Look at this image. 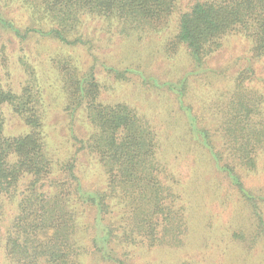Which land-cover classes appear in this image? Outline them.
I'll return each mask as SVG.
<instances>
[{
  "label": "trees",
  "instance_id": "obj_1",
  "mask_svg": "<svg viewBox=\"0 0 264 264\" xmlns=\"http://www.w3.org/2000/svg\"><path fill=\"white\" fill-rule=\"evenodd\" d=\"M13 1L0 0V29L22 39L34 32L72 47H91L80 31L85 17L120 21L122 30L126 26L129 31L160 30L178 8V0H19L39 22L21 31L5 11ZM179 14L169 44L186 47L197 62L221 48L223 38L233 32L251 38L254 58L264 57V0H195ZM54 61L64 73L67 110L73 114L84 110L93 126L79 149L87 148L104 168L106 186L97 190L84 186L77 171L80 151L54 162L44 137L39 90L27 85L16 92L0 85V224L6 203L17 209L6 235L0 229V247L4 243L9 263L81 264L87 247L105 260L123 263L119 249L123 246L184 245L189 220L175 204L172 186L163 180L168 169L158 160L162 144L150 122L126 103L101 102L94 72H81L69 57ZM246 70L251 72L236 78L231 96L215 106L219 133L207 124L196 137L209 150L217 172L230 178V190L243 199L246 209L239 207V222L251 232L234 234L237 241L232 239L247 240L244 248L251 253L264 241V190L248 186L245 176L264 169V94L248 88L245 82L256 69ZM182 85L185 88L186 81ZM5 107L23 121L26 132L5 133ZM231 195L230 191L224 201ZM86 214L92 216L83 223L87 232L92 229L90 247H83L77 235L79 218ZM223 259L239 264L232 263L234 256Z\"/></svg>",
  "mask_w": 264,
  "mask_h": 264
},
{
  "label": "rangeland",
  "instance_id": "obj_2",
  "mask_svg": "<svg viewBox=\"0 0 264 264\" xmlns=\"http://www.w3.org/2000/svg\"><path fill=\"white\" fill-rule=\"evenodd\" d=\"M194 2L178 0V8L160 30L129 31L128 26L122 30L120 21L85 17L80 31L92 43L91 47L66 46L34 32L22 39L0 29V85L16 92L27 85L39 90L44 137L54 162L58 164L80 151L77 171L84 186L89 190L106 186L104 168L87 148L79 149L81 140L87 142L93 131L86 112L81 109L73 114L67 110L64 73L54 58L69 57L81 72H94L101 102L126 103L150 122L162 144L158 160L168 169L162 179L172 186L177 195L175 204L189 220L190 230L182 246H123L119 248L123 263L105 260L99 252L92 253L87 247L83 249L81 264H230L223 259L230 256H234L232 263L264 264V241L257 243L251 253L244 248L247 240L233 242L234 234L251 232L239 222L238 209L244 208L243 199L230 190L233 187L230 178L217 172L209 150L196 137L200 135L199 128L207 124L219 133L220 114L215 106L231 96L236 78L245 71L251 72L247 68L256 70L245 84L264 94V57L254 58L251 38L238 32L226 35L223 46L201 63L192 58L186 47L171 48L169 43L176 33L179 13L189 10ZM10 4L5 11L21 31L38 25L31 8L19 0ZM4 110L6 134L28 130L11 108ZM245 181L255 191H263L264 169L246 175ZM230 191L232 195L225 202L224 196ZM5 200L6 197L4 204ZM4 210L2 236L17 212L12 203H6ZM90 217L86 214L79 218L82 225L77 235L83 247H90L92 229L87 232L83 228ZM0 264H10L4 243L0 247Z\"/></svg>",
  "mask_w": 264,
  "mask_h": 264
}]
</instances>
